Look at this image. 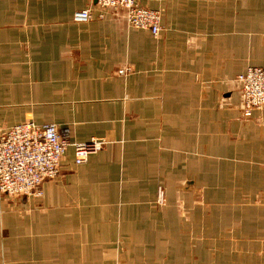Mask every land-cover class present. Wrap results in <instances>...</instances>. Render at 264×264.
Here are the masks:
<instances>
[{
	"label": "crops",
	"instance_id": "crops-1",
	"mask_svg": "<svg viewBox=\"0 0 264 264\" xmlns=\"http://www.w3.org/2000/svg\"><path fill=\"white\" fill-rule=\"evenodd\" d=\"M137 1L158 37L97 0H0V133L105 142L0 194V264H264V108L243 116L238 80L264 67V0Z\"/></svg>",
	"mask_w": 264,
	"mask_h": 264
},
{
	"label": "built area",
	"instance_id": "built-area-1",
	"mask_svg": "<svg viewBox=\"0 0 264 264\" xmlns=\"http://www.w3.org/2000/svg\"><path fill=\"white\" fill-rule=\"evenodd\" d=\"M101 8L126 12L130 27L148 30L155 37L162 31V16L158 10L143 7L137 0H97ZM92 18L90 8L78 10L73 19L87 22ZM129 69L120 70L128 74ZM242 86V113L251 118L253 112L264 108V67L251 66L238 77ZM70 126L56 123L39 124L33 120L8 127L0 133V194L8 196H42V184L60 174V167L68 149H74L75 163L83 164L90 155L99 152L103 141L91 138L86 142H72ZM159 201L164 191L159 189Z\"/></svg>",
	"mask_w": 264,
	"mask_h": 264
},
{
	"label": "rangeland",
	"instance_id": "rangeland-1",
	"mask_svg": "<svg viewBox=\"0 0 264 264\" xmlns=\"http://www.w3.org/2000/svg\"><path fill=\"white\" fill-rule=\"evenodd\" d=\"M125 69H128V67L125 68ZM3 196L7 197V200H8L9 202H12L13 198H15V196H8V195H6V194H3ZM16 197H18V196H16Z\"/></svg>",
	"mask_w": 264,
	"mask_h": 264
}]
</instances>
